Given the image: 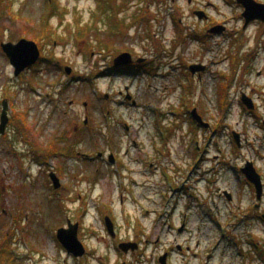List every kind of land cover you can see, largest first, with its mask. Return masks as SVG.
Wrapping results in <instances>:
<instances>
[{"label": "rangeland", "instance_id": "rangeland-1", "mask_svg": "<svg viewBox=\"0 0 264 264\" xmlns=\"http://www.w3.org/2000/svg\"><path fill=\"white\" fill-rule=\"evenodd\" d=\"M49 1L0 0V113L6 97L16 121L12 128H22L30 141L26 147L16 130L12 144L0 142V264L7 245L16 264H117L122 255L110 249L112 237L105 227V217L113 213L114 240H161L171 249L178 234L169 226L187 214L179 240L200 243V253L212 251L210 264H260L248 257V240L256 235L264 252V222L251 212L255 192L239 170L252 162L264 180V38L258 48L250 42L264 29L253 21L243 31L244 20H231L228 28L223 25L230 32L227 39L180 42L178 33L191 27L192 10L210 0H114L121 7L118 31L109 23L117 9L112 15L101 12L106 0H56L52 6ZM214 3L215 16L238 19L239 10ZM169 15L184 24L178 28ZM234 29L242 32L244 45L236 44ZM203 30L200 25L196 33ZM20 39L35 42L41 58L16 77L1 45ZM125 52L146 59V68L125 75L109 72ZM194 65L205 68L198 70L201 78L198 73L195 80L185 78ZM65 67L72 68L71 75ZM245 99L257 117L239 104ZM52 100H63L69 118L53 110ZM193 109L207 124L202 129L192 122ZM101 112H110L119 123L115 134ZM85 113L91 116L88 129ZM234 134L243 146L237 148ZM53 138L61 141L54 144L57 156L47 170L62 167L66 190L51 201L45 171L40 174L25 163L22 154L30 147L43 149ZM7 150L22 161L17 163L14 153L6 155ZM110 157L119 166L111 165ZM186 163L197 168L194 180L199 181L189 212L185 199L168 198ZM20 164L31 168L29 179L23 178ZM18 210L30 223L16 232ZM68 221L80 222L79 239L90 251L80 261L56 237ZM235 241L243 243L240 252L246 256H240ZM172 261L178 263L177 254Z\"/></svg>", "mask_w": 264, "mask_h": 264}, {"label": "flooded vegetation", "instance_id": "flooded-vegetation-1", "mask_svg": "<svg viewBox=\"0 0 264 264\" xmlns=\"http://www.w3.org/2000/svg\"><path fill=\"white\" fill-rule=\"evenodd\" d=\"M152 0H148V2H151ZM161 2V0H159ZM243 0H210L209 1V5H207L206 7H204L202 4L196 5V8H194L192 10V14H191V18H194L191 20V27L187 30L184 31L185 34L181 35V33L178 34V38H180V42L182 40H186V41H195V42H199V41H205L207 39H210L212 41V39L215 38H222V39H227L230 35L229 30H226V27L228 28V23L231 22V20H239V21H245V24L243 26V31L248 27V25L251 23L247 24V18L244 16L246 13V7L244 4H242ZM248 2H254V4H256V6H260V5H264V0H246ZM51 2V1H50ZM154 3L155 0L153 1ZM223 3L228 7H231L233 9H237L239 10V15L235 16L238 18H233L230 19V21H227L226 19L222 18L223 16H219L216 15L215 16V3ZM158 3V2H157ZM165 9V8H164ZM144 18H146V16H144ZM156 18H160V16H156ZM167 18H172L173 20H175V15H169L167 16ZM161 22V21H160ZM179 25H183L184 22L183 20L178 21ZM253 22V21H252ZM253 24H256V26L262 30L264 29V22L261 20H255L253 22ZM200 25L204 28L203 32L200 31L199 34L196 33L197 29L200 28ZM226 27H224V26ZM195 27V29H192V27ZM238 28V27H236ZM231 30V29H230ZM232 32V31H231ZM261 31H259L258 33L256 32L255 34L253 33L251 38H250V42L255 43V46L258 48V46H260L261 44H263L262 39L264 38V34L263 32L260 33ZM233 34L236 35V44L238 45H244V36H242V32L239 31L238 29H234V31L232 32ZM189 34V35H188ZM189 36V37H188ZM262 49V48H260ZM126 53V52H125ZM139 58H134L135 62H137ZM115 62V61H114ZM113 62V65L110 64V68H109V72H113L119 75H125V74H131V73H136V72H140V69L143 68L142 64L139 63H135L131 66H122V67H117L115 66V63ZM13 67V66H12ZM14 68V67H13ZM36 69V68H34ZM200 70L205 71V68L203 66H199ZM15 71V70H14ZM186 71V70H185ZM190 72V70H189ZM199 72V71H198ZM197 72V73H198ZM196 73V74H197ZM196 74H193L192 72H190V75L185 74V78L190 77L193 80H195V76ZM201 78V74L198 73ZM15 75V72H14ZM16 76V75H15ZM20 76V75H19ZM16 76V77H19ZM131 97H129L128 99H130ZM5 104L8 108V118H9V122L8 125L5 129L4 134L0 135V142H6L9 143V141L14 142V139H12V134L16 131L20 133V136L23 138L22 142L20 140L21 143H24L25 146L27 147L28 143H30L29 139H26L25 137H23L22 135V128H12V125L16 124V121L13 119V114L11 113V104L10 101L8 100V98H4L1 102V113H0V125H1V120H2V115H3V111H4V107ZM50 105L55 104V106L53 107V110H58L59 113L63 114V119L65 118H69V112L63 107V100H61V102H59L58 100H52L51 103H49ZM239 104H241L242 106V102L241 100L239 101ZM59 106H62V109L59 108ZM87 105L85 104V107ZM13 112V111H12ZM189 113V112H188ZM248 114L257 117L255 115V111L254 112H249ZM101 115L103 117V122L105 123V125L109 128V129H114V134L117 132L118 128H119V123L115 120V118H112V115L110 112H101ZM90 120H91V116L89 115V113H85L84 117H83V126L84 128L88 129L89 124H90ZM193 122V121H192ZM194 123V122H193ZM196 126L199 128L200 126H198L196 124ZM202 129V128H199ZM261 129L264 130V119L262 120V126ZM25 136V135H24ZM66 139H63V143H67L65 141ZM59 141H61L59 138L57 139V141L53 138L52 140H50L46 146H44L43 149H39V148H33L30 147V149L27 150V152H25L24 154H22V156H24L21 158L18 156V153H14L13 151H9L8 150L5 152V154L7 155L8 153H11L15 157H18L19 159L17 160V163H19V161H25L28 160L25 163H31V166H36V168H39V170L41 171L40 174H43V172L45 171L47 177V183L44 186L50 193V195H53L52 197H47L49 200L53 201V197L54 195H63L62 192H64V190H66V187L63 184V177L61 175V171H62V167L61 169H51V170H47V166L48 163H53V159L57 156L55 154V150H54V144L59 145ZM246 142V141H245ZM243 146V145H242ZM24 152V151H23ZM62 157H65L64 155ZM248 161H246L247 163ZM219 165L223 164L222 166H225L226 163H218ZM119 166V163H114V167ZM184 166L187 167L186 170L183 171V166L179 167V172L178 174L182 175L179 179L176 178V189L175 192L171 190V192L173 193L170 197L168 198H176L178 197L179 200L181 199H185L186 204L184 205V207L186 208V211L189 212L192 209V200H196L198 197V185H199V181L198 180H194V176L196 174V170L197 168H195V166L191 164H185ZM22 170V175L23 178H27L29 179V173L31 172V168L27 167L26 164L23 165H18L17 168L20 170ZM190 170V171H189ZM216 170V167L212 168L210 170V173H212V171ZM242 170V167L240 168L239 171ZM57 177L59 179V183H60V188L55 189L54 186V181L53 178ZM177 180H179V182H177ZM35 183V182H34ZM242 183V182H241ZM247 185H250V189L252 190V192L254 191L255 193H253V198H252V203L253 205L251 208V212H253V215H256L257 219L259 222H263V216H264V209H263V201H264V195L263 198L261 200H258V197L256 195V188L254 185L250 184L248 181H246ZM263 185H264V180H263ZM36 189V188H35ZM172 189V188H171ZM31 190H29L27 192V194H30ZM24 193V192H23ZM22 191L20 192V194H23ZM52 193V194H51ZM241 191L239 192L238 196H241ZM172 202V201H171ZM169 203V202H168ZM179 204V203H178ZM242 205L240 203V206H238L236 208V213H239L240 209H241ZM177 208L173 207V212L174 213L176 211ZM20 213H24V211L22 210H18L17 215L20 216V219L15 218L16 220L14 221L15 225H14V229L16 230V232L19 231V229H23V226L26 223H30L28 220H25L26 217L24 218V215H19ZM3 215H6L7 212L5 210L2 211ZM114 214V213H113ZM111 216H106L105 217V227L106 230L108 232V234L110 235L109 231H108V227H107V223L106 221L109 219L111 221V223L113 224V228L115 226V222H114V215ZM252 213H248V215H251ZM14 215V216H17ZM148 215V214H147ZM181 221L175 222L173 224H171L169 226V229H172L174 227V229L177 231L178 234V238H176L175 243L173 244V248L171 249H166V245L163 244L161 242V240H156L153 243H151L150 240H142V239H134V240H128V241H122V240H114V234L110 235L112 237L111 240V245H110V249H113V251L118 255L121 256V258L123 257H127L126 260H122L120 258L119 262L117 264H174L172 261L173 255L174 253L178 255L179 257V261L178 263L175 264H210L212 262V259L214 257L212 251H206V252H202L200 253V243L197 244L196 246H192V242L191 241H186L185 243H181V240H179V238H181L186 229H187V214L183 217V219H180ZM71 221H68V225ZM80 222H76L75 224H79ZM67 225V228H68ZM80 226V224H79ZM115 231H116V226H115ZM114 232V230H113ZM15 237H17V233L14 234ZM256 236V235H255ZM255 236H251L248 240V245H249V249L251 250V253L249 252V258L251 259L250 256H253L255 259H257L260 264H264V252L263 249L261 247L260 241L257 239V237ZM7 237H10V235L8 234ZM239 253L241 254L240 256H243L246 254H244V252H240V248H241V244H243L242 242H234ZM241 243V244H240ZM121 244H132L134 246H136L135 250L133 248H131L128 252L127 255H125V253H123V251L120 249V245ZM84 247L86 249V254L85 255H89L90 251L88 249V246L86 244H84ZM9 245L5 246L2 252V259H3V263L4 264H16L14 260V255L13 254H9ZM151 248V250H150ZM162 248H165V250H162ZM249 251V250H248ZM12 253V252H11ZM121 253V255H120ZM75 258V257H74ZM78 259V258H77ZM118 259V258H117ZM78 261H80L78 259ZM251 263H254L253 261ZM114 264V261L113 263Z\"/></svg>", "mask_w": 264, "mask_h": 264}, {"label": "water", "instance_id": "water-1", "mask_svg": "<svg viewBox=\"0 0 264 264\" xmlns=\"http://www.w3.org/2000/svg\"><path fill=\"white\" fill-rule=\"evenodd\" d=\"M174 1V0H172ZM242 4L246 7L245 17L247 18V24L255 21L261 20L264 22V5L256 6L254 2L243 0ZM3 52L7 55L10 60L11 65L14 67L15 75L19 76L23 72H25L28 68L36 65L41 57V52L38 45L35 42L28 41L26 39L20 40L17 44H5L2 45ZM139 63H144L145 60H139ZM134 64V60L131 54L125 53L119 56L115 60V65L117 67L120 66H128ZM199 70V66H192L191 71L193 74H196ZM66 72L68 75L72 73L71 68L67 67ZM244 104L248 107V109L253 110L254 107L249 100H243ZM192 115L196 121L200 124H204L202 118L197 115V111L194 110ZM8 108L5 104L1 125H0V135L4 134L5 129L8 125ZM235 141L237 145L241 146L240 136L238 134H234ZM102 156V155H101ZM110 163L114 164V157H110ZM243 174L246 176L247 180L252 183L256 188V193L258 200H261L264 195V185L262 176L258 174L253 163L248 162L246 167L242 170ZM55 189L60 188V181L57 177L53 178ZM108 231L110 235L114 234L115 237V226L113 228V224L108 219L106 221ZM79 224L73 225L71 222L69 223L68 229H60L58 231L57 239L63 245V247L68 251V254L73 255L76 258L84 257L86 254V249L83 243L79 239ZM114 230V232H113ZM133 248L135 250L136 246L132 244H122L120 249H122L125 253H128L129 250Z\"/></svg>", "mask_w": 264, "mask_h": 264}, {"label": "trees", "instance_id": "trees-1", "mask_svg": "<svg viewBox=\"0 0 264 264\" xmlns=\"http://www.w3.org/2000/svg\"><path fill=\"white\" fill-rule=\"evenodd\" d=\"M51 1V0H50ZM49 1V2H50ZM114 0H106V1H104V2H102V3H104L103 4V9H102V6H100V8H101V12H104L105 14H106V12H108L110 15H112V13L114 12V10H116L117 9V12H114V21H112L111 22V19L109 20V23H110V25L112 26V28L114 29V31H118V26L116 25L117 24V20H118V18H119V16H120V13H121V7L120 6H118V8L117 7H115L114 6ZM55 3H56V0H52V3L50 2V6H52V5H55ZM51 12V11H50ZM49 12V13H50ZM110 17V16H109ZM114 26H113V25ZM115 26H117V27H115ZM81 27H82V25H81ZM111 28V29H112ZM79 29V32H81V29L80 28H78ZM79 32H78V34H79Z\"/></svg>", "mask_w": 264, "mask_h": 264}]
</instances>
